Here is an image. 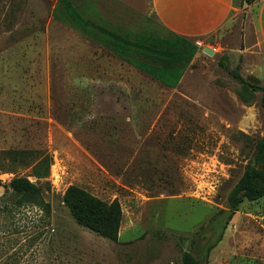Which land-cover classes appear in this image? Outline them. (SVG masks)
Masks as SVG:
<instances>
[{
    "label": "rangeland",
    "instance_id": "rangeland-1",
    "mask_svg": "<svg viewBox=\"0 0 264 264\" xmlns=\"http://www.w3.org/2000/svg\"><path fill=\"white\" fill-rule=\"evenodd\" d=\"M55 1L0 0V264H183L193 239L220 234L199 228L264 136L261 93L219 65L264 83L261 0H239L233 25L205 42L213 54L200 51L174 89L111 63L95 79L88 43L52 20ZM15 176L36 183L48 211L17 203ZM71 186L118 201L116 240L71 216ZM206 264H264V197L239 202Z\"/></svg>",
    "mask_w": 264,
    "mask_h": 264
},
{
    "label": "trees",
    "instance_id": "trees-1",
    "mask_svg": "<svg viewBox=\"0 0 264 264\" xmlns=\"http://www.w3.org/2000/svg\"><path fill=\"white\" fill-rule=\"evenodd\" d=\"M60 1L62 3V0ZM70 9V7L66 8V10L64 9L65 14L60 17L54 11L52 17L71 28L74 25L77 27L80 26L85 33L87 23H80L78 19L74 18ZM123 41L121 38L120 47H110L109 45L108 49L128 64L137 68V70L159 81L170 89L176 88L183 72L196 53L194 45H189V43H186L180 38L160 36L148 30L144 31L142 44L139 38L137 39V46L130 41L124 44ZM135 52L138 61L124 59L126 54L129 55L132 53L134 55ZM219 65L242 88L253 92H260L261 105L264 108V83L259 85L247 81L236 71L228 67L226 57L219 59ZM253 151L255 155V166L252 167L250 163L246 165L241 177L227 194L224 208L213 214L208 219L207 224L199 228L200 231L211 228L220 229V234L213 243H206L204 246H200V239H204V236L197 237L196 240L193 239L191 242L193 244V252H183L181 256L183 264H206L209 252L220 240L221 232L237 210L239 202L243 198L256 200L264 197V136L255 142ZM18 153L26 154L25 151ZM28 153L30 154V152ZM48 168L49 165L46 157H44L32 167L31 176L37 180L46 177L48 175ZM7 187L17 197L18 204L26 202L48 211V204L43 205L38 186L28 178L15 176L10 179ZM63 203L77 223L96 232L103 238L112 241L116 240L121 221V209L116 199L110 202H104L78 187L71 186L64 193ZM223 215L225 216L224 219L222 218Z\"/></svg>",
    "mask_w": 264,
    "mask_h": 264
},
{
    "label": "crops",
    "instance_id": "crops-1",
    "mask_svg": "<svg viewBox=\"0 0 264 264\" xmlns=\"http://www.w3.org/2000/svg\"><path fill=\"white\" fill-rule=\"evenodd\" d=\"M69 7L74 18L80 23H87L86 35L82 27L74 25L71 28L52 17L54 11L58 17L62 16ZM238 10L239 0H62V3L56 0L51 17L88 43L89 70L95 79L102 68H110L109 63L142 73L108 49L109 45L120 47L121 38L124 44L130 41L137 46V39L142 44L144 31L148 30L194 45L196 53L183 72L178 87L188 75L193 59L206 47L205 42L213 34L233 25ZM258 29L264 43V0L259 6ZM196 43H200V47ZM124 59L138 61L136 52L134 55L126 54Z\"/></svg>",
    "mask_w": 264,
    "mask_h": 264
},
{
    "label": "water",
    "instance_id": "water-1",
    "mask_svg": "<svg viewBox=\"0 0 264 264\" xmlns=\"http://www.w3.org/2000/svg\"><path fill=\"white\" fill-rule=\"evenodd\" d=\"M202 51H203V53H205L206 55H209V56H211V55L213 54V51L210 50V49H208L207 47H204V48L202 49ZM250 164H251L252 167L255 166V155H253V156L251 157V162H250Z\"/></svg>",
    "mask_w": 264,
    "mask_h": 264
},
{
    "label": "built area",
    "instance_id": "built-area-1",
    "mask_svg": "<svg viewBox=\"0 0 264 264\" xmlns=\"http://www.w3.org/2000/svg\"><path fill=\"white\" fill-rule=\"evenodd\" d=\"M198 47H200V43H196Z\"/></svg>",
    "mask_w": 264,
    "mask_h": 264
}]
</instances>
